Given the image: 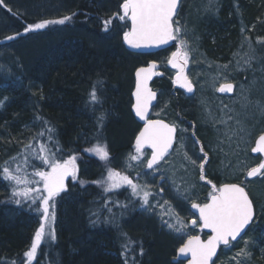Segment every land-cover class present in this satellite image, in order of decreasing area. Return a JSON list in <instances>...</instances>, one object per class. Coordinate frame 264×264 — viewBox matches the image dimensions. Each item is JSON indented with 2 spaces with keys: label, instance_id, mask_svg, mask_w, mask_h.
Listing matches in <instances>:
<instances>
[{
  "label": "trees",
  "instance_id": "trees-1",
  "mask_svg": "<svg viewBox=\"0 0 264 264\" xmlns=\"http://www.w3.org/2000/svg\"><path fill=\"white\" fill-rule=\"evenodd\" d=\"M17 1L25 3L27 0ZM62 1L68 3L66 8L69 10L66 14L42 18L16 12L10 7L17 3L15 0H3L0 4V49L11 48L10 53H6L9 55L7 63H13L14 71L9 80H0V100L4 101L3 106H0V151L13 147V144L28 134L32 136L26 144L32 143L38 148L40 143H46L51 147V142L46 136L38 140L32 139L43 126L42 121L36 119L39 116L48 121L50 127L55 128V139L59 141L62 149L57 151L55 147L52 148L56 156L60 158L63 155L77 154L79 161L83 162V167L91 174L81 181L85 185L83 189L79 188L77 191L70 185L71 202L63 201V204H60V200L57 201L56 212L60 215L56 242L46 245L45 250H41L32 264H124V257L120 254L121 243L116 240V236H120L121 232L127 233L131 240L141 242L143 255L137 254L138 264H178L168 263L172 247L159 253L161 249L158 247V241L161 242V238H157L155 233L151 236V228L146 227L149 233L146 235L141 231L140 224L136 229L131 226V221L140 217L139 214L136 216V210L132 211L139 204L138 197L131 198L128 195L129 189L125 190L126 197L122 200L118 197L122 195V190H116L112 194H105L104 189L103 193L98 190L95 186L98 183L93 180H101L103 171L97 170L94 165H100V161H97L98 156L94 153L85 151L93 147L98 140L102 144L108 142L110 151L114 154L124 151L135 129V123L131 122L133 119L128 113L133 67L137 64L143 65L157 55L127 52L120 45L118 38L107 39V35L101 34V25L97 23L101 24V12L98 11L100 0ZM234 4L242 26L249 28L257 20L254 29L261 32L257 33V36L264 38V0H223L216 16L200 18L198 15L193 22L195 37L200 38L201 49L211 60L225 61L229 49L239 39L240 28L234 12L236 10H233ZM192 8L194 7L188 8L191 15ZM73 13L75 15L72 20L63 25L53 24L30 33L23 31L27 24L60 19ZM62 27L67 33L58 37L55 31ZM17 32L21 35L15 40L5 39ZM251 35L253 37L254 32L251 31ZM32 37L34 39H31ZM49 39L55 41L47 46L42 44ZM34 44L38 52L30 56L32 49L28 48H32ZM25 50L29 53L24 52ZM97 80L103 81V109L110 113L105 126L100 130L102 135L99 136L95 115L88 112L84 101L85 94L89 95ZM155 82L163 84L160 85V90L172 105L174 112L182 113L188 118V111L192 108L189 104L185 107L182 92H172L173 88H169L168 84L160 79H156L152 84H155V88ZM91 119L94 123L89 122ZM186 120L192 121L191 118ZM24 145L13 147L11 157L24 151ZM34 163L39 166V161ZM28 171L31 172L32 168ZM2 188L4 192H0V205H3L0 207V264H13V261L16 264H21V261L28 264L23 254L29 250L31 238L41 222L38 221L37 227L34 225L33 208L30 209L28 201L23 198L20 204H16L17 198H11V188L0 176V191ZM112 197L116 198L119 206L113 202ZM106 202L108 209H105ZM7 206H12L13 210H17L16 213L12 210L10 214H5L3 209ZM262 213L264 214V209ZM40 215L42 213H34V216ZM98 217L99 222L93 224ZM122 218L129 224V228L126 227L128 230L121 224ZM113 238L115 244L112 243Z\"/></svg>",
  "mask_w": 264,
  "mask_h": 264
},
{
  "label": "rangeland",
  "instance_id": "rangeland-1",
  "mask_svg": "<svg viewBox=\"0 0 264 264\" xmlns=\"http://www.w3.org/2000/svg\"><path fill=\"white\" fill-rule=\"evenodd\" d=\"M15 1L17 3L10 5L11 8L15 9L16 12L20 14H28L34 18L55 17L60 14H66L67 10H69L66 8L68 3H64L62 0H30L31 3H28L29 0L25 3L17 0ZM222 1L223 0L180 1L178 11L179 15L177 19L182 25L186 26L185 39L188 41L191 48L186 74L189 76V79L192 81L195 89L194 93L190 97H186L182 93L183 98H181L185 107L189 104L193 112L192 110L188 111V118H185L182 113L174 112L172 105L168 102V100H166L164 94L160 90L162 89L160 88V85L163 84L156 83V81L155 83L157 87L155 88V84L152 87L153 90L157 92V100L152 109L151 118L163 119L169 124H175L177 126V138L178 140H183V147L181 148L178 144H174V149L177 150L167 158L168 163H162L160 173H156L154 176H138L137 173L143 170V165H137L130 169L125 167L129 153L134 152V138L140 128L134 120H131L132 123H135V129H133L124 151L114 154L110 151L108 142H106L104 144L107 145V150L109 151V161H102L98 157L97 161H100V165H94L97 170L100 169L103 171L102 177L107 176L106 169L107 167H111L116 171H120L122 174L129 175L134 182H138L142 185L145 183L152 185L151 190L153 192V196L150 197V202L154 207L151 210L146 211L141 207V201L138 197L139 204L131 210H136V216L139 214L140 217L135 218L134 221L132 220L130 224L132 227H135V229L138 228L137 225L140 224L141 231H143L146 235L149 234L147 231L148 228H151L153 232L150 235L152 236L153 233H155L157 234V238H161V242L158 241V247L161 249L159 253L167 251L171 247L173 248L171 255L167 259L168 263H176L173 261L175 251L187 239L188 235L204 236L199 231V226L193 227L191 225V220L196 217L190 212L189 207L191 202H206L207 194L211 191V184H209L208 181H211L217 186H220L223 183H241L245 186L246 191L249 192L250 197L254 200L256 211L254 222L246 231L243 238L236 243H233V246L231 247H223L215 259V264H237V261L234 260L233 257H236V254L245 247V241L249 242L247 248L251 252V257H239L238 259L241 264H264V214L262 213V210L264 209V177H246V171L251 167L256 166L259 162L257 158L250 154V149L253 146L255 138L261 133H264V43H257L258 38H263L257 36V33L261 32H256L254 29V27L257 26V20H255L249 28L242 26L240 15L237 14V7L236 4H234L233 10H236L234 12L238 18L240 28L239 39L237 43L232 45L229 49L228 57L225 58V61L209 59L201 49L202 46L200 38L195 37L193 22L195 21V17H199L198 15H200V18L216 16L220 10ZM122 3L123 0H100L98 11L101 12L99 15L101 16V24H99L100 22H97L98 25H101L100 33L107 35V39L118 38L121 46L123 32L127 31L128 28L123 26V21H119L118 19H115V17L122 14V8L120 7ZM190 6L194 7L191 10L192 15L189 14L188 11ZM109 18H113L114 26L111 27L109 31H105L103 21ZM1 23L2 22L0 21V26ZM196 23H198V21H196ZM63 29L64 28L62 27L56 30L55 34L57 33L58 37L65 35L67 31ZM251 31L254 32L253 37L251 35ZM246 36L249 37L248 40L245 39ZM31 39L34 38L32 37ZM53 41L55 40L49 39L44 41L42 44L47 46ZM176 43L177 42L175 41L174 44ZM35 46L36 45L34 44L32 48H28L32 49L31 53L27 52L28 50H25L24 52L29 53L30 56L31 54H36L38 50L37 47L34 48ZM10 49L11 48H5L3 50L0 49V80L2 81L9 80L14 75L13 63H7ZM175 50L176 49L174 47H170L169 49L156 54L157 56L154 57V61L159 63L160 69L164 73L160 80H164L168 84L169 88L172 87V76L174 71L167 68L166 62L168 57L171 55V52ZM6 53L8 54L6 55ZM249 57H253L250 67L244 64V61ZM237 61H239V65L237 64ZM147 62L143 63V65ZM138 66L140 65L137 64V66H134L132 72ZM16 70H18L17 66ZM222 83H233L234 91L231 95H221L218 91H216ZM131 90L132 89H130V91ZM174 90L175 89H171L172 92ZM88 96V94H85V102L88 100ZM130 106L131 99H129L128 103L129 114ZM87 110L89 113H93L90 108H87ZM93 114L96 115L98 112ZM106 115L108 119V117H110V113L106 112ZM229 116L233 117V119L228 120L227 117ZM189 118H191L192 121L186 120ZM221 120H227V123H219ZM237 120L241 122L239 125L236 124ZM92 121V119L89 120V122ZM182 121L184 123H182ZM181 129H186L187 131H181ZM238 129H242V131H239L237 135H233L231 140H229L226 133ZM90 131H92L91 128ZM31 136L32 134H28L27 137L25 136L22 139H19L18 142L12 146L14 148H18L23 144L28 143V141L31 140ZM197 140L199 143H196ZM201 144L204 145L210 161L205 166V180H200V170L198 167L201 162L200 157L203 156V153L200 152ZM13 147L10 146L9 148L7 147L0 151V163L11 157L13 154ZM145 152L147 155H150L149 150L145 149ZM185 153H187L190 160H196V164H192L189 159H185ZM72 155L77 157V178L75 180L70 178L68 182L69 188L67 187V191L61 195V197H57L56 203L58 200H60V204H63V201H70L72 199L70 185L74 189H77V191L83 189L85 185L82 184L81 181L84 178L87 179L88 175H91L88 174V169L83 167V162L81 163L79 161L78 155ZM68 157L69 156L66 155H63L60 158L56 156L57 159L61 160L67 159ZM132 163L133 165H136V162ZM45 170L47 169L45 168ZM161 174L165 175L168 179L161 181ZM173 180L176 182L175 185L173 184ZM93 181L94 183L96 182L95 179ZM95 186L99 191L103 189L99 184H96ZM29 187H33V185H29ZM9 188L11 187L9 186ZM161 188L164 189L162 192L160 191ZM2 189L0 192H4V188ZM177 189H179V191H177ZM118 190H122V195H118L119 199L122 200L126 197L124 195L125 188ZM113 192H116V190L112 192H105V194H112ZM130 192L131 190L129 189L128 195H130ZM185 196H187L188 199H185ZM130 197L136 198L131 195ZM17 199H21V201H23L22 197H17ZM112 199L113 202L119 206V202L116 198L112 197ZM165 201L168 202V205L164 204ZM28 203L29 208H33V222L37 227L38 221L42 222V215L34 216V213L41 214L42 210L38 212L37 204H32L31 201H28ZM104 205L105 209L109 208L108 202ZM162 205L164 207H161ZM0 207H3V205H0ZM165 209H168L166 214ZM12 210V206H7L3 209L5 214H10ZM16 211L13 210L14 214ZM56 211L57 208L55 209L56 220L53 227L55 229L57 239L60 214ZM177 214L187 225L183 229L182 233L175 232L169 229L166 225L162 224L161 217L165 221L174 222V220H170V217ZM121 224L126 230H128L126 227L129 228V224L123 218L121 219ZM107 225L108 223H106V226ZM146 227L148 228L146 229ZM34 235L35 233L31 238V242L34 239ZM56 239L54 241L50 240L46 235L40 245V248L38 249L37 255L40 254L41 250H45L46 245L50 243L54 244ZM116 240L122 245V237L117 235ZM114 241L115 239L113 238V244H115ZM134 242H136L134 244V247L136 248L134 256L136 264H138L136 258L142 244L139 240ZM152 248H154L153 245ZM121 252L122 247L120 246V254Z\"/></svg>",
  "mask_w": 264,
  "mask_h": 264
},
{
  "label": "snow or ice",
  "instance_id": "snow-or-ice-1",
  "mask_svg": "<svg viewBox=\"0 0 264 264\" xmlns=\"http://www.w3.org/2000/svg\"><path fill=\"white\" fill-rule=\"evenodd\" d=\"M2 3L3 0H0V4ZM179 4L180 0H123L120 6L122 14L115 17V19L123 21V26L128 28L127 31L123 32L122 38L124 43L131 48H159L176 41L177 43L172 45L176 50L172 51L167 59V64L177 70L173 83L178 85L179 88L185 89L188 93H194V85L185 71L189 64L191 48L185 39L186 26L182 25L177 19ZM74 15L75 13L63 16L60 19L42 20L27 24L23 31L24 33H30L45 29L53 24L63 25L71 21ZM129 22L130 27L128 26ZM103 26L105 31H109L114 26L113 18L103 21ZM20 35L21 33L17 32L5 39L15 40ZM245 39L248 40L249 37L246 36ZM257 43H264V38H258ZM252 59L253 57H249L244 61V64L250 67ZM237 64L239 65V61H237ZM157 67V63L153 61L147 67L138 68L135 73L136 87L133 93L135 103L132 108L135 116L143 121V127L135 136L134 152L129 153L125 167L130 169L137 165H143V170L137 173L138 176H154L156 173H160L162 163H168L167 158L177 150L174 149V144L183 147V140L177 138V126L175 124L149 117L150 109L154 107L153 101L157 100V93L149 87V81L153 76L160 75L156 71ZM102 91L103 81L97 80L94 82L86 101L87 108H90L93 113L98 112L94 117L98 127V136L102 135L100 130L105 126L107 119L106 112L103 109L104 97ZM216 91L232 93L234 85L233 83H222ZM3 103L4 101L0 100V106H3ZM36 119L41 120L43 126L32 139L38 140L46 136L47 140L51 142V147L46 143H40L38 148L37 145L32 143L25 144L24 151L10 157L4 161L3 165H0V176L11 187V198L22 197L24 200L31 201L32 204H37L38 212L42 210V222L35 232L30 249L23 254L27 258L28 264H32L36 259L38 249L46 235L50 240L54 241L56 239L53 225L56 220L57 197L67 191L65 182L68 177L73 180L77 178V157L71 155L67 159H57L52 148L55 147L57 151H62V149L59 141L55 139V128L50 127L49 122L43 120L42 117L37 116ZM227 119L231 120L233 117L229 116ZM219 123L226 124L227 120H221ZM240 123L239 120L236 121L237 125ZM181 131L187 130L181 129ZM239 131H242V129L232 130L226 135L231 140L232 136L237 135ZM196 143H199V141L197 140ZM146 148L151 150L150 155L146 154ZM85 151L95 153L102 161H109L107 145L102 144L99 140L93 147L85 149ZM251 151L264 153V134L259 135L255 147ZM200 152L203 153V156L200 157L201 162L198 165L200 180H205V166L210 161L202 144ZM185 159L190 160L187 153H185ZM34 161H39V166ZM132 162H136V165H133ZM190 162L196 164V160H190ZM29 168H32L31 172L28 171ZM106 171L107 176L95 182L105 192H112L121 188L130 189L132 197L140 198L142 208L149 211L154 207L150 202V197L153 196L152 185L147 183L142 185L134 182L129 175L122 174L111 167H107ZM246 176L264 177V161L248 169ZM166 179L168 178L165 175H160L161 181ZM175 183V180H173L174 185ZM208 183L211 184V191L207 194L206 202H191V208L198 212V216L191 220V225L193 227L199 226L201 231L209 230L208 237L203 240L199 235H188L186 241L178 249L182 256L190 255L189 264H215L213 258L217 257L218 248L221 245L231 247L233 246L232 242L237 241L238 238L242 239V233L250 228L256 216L254 200L241 183H223L220 186L213 184L211 181H208ZM29 185H33V187H29ZM163 190V188L160 189L161 192ZM184 198L188 199L187 196ZM15 203L20 204L21 199H15ZM164 204L168 205V202L165 201ZM167 210L165 209V214ZM161 220L163 225L178 233H182L187 226L178 214L170 217V220H174V222L165 221L162 217ZM98 222L99 217L92 223ZM120 236L123 237L121 255L124 257V264H136L134 256L136 252L134 244L136 242L132 241L125 232H121ZM248 243V241H245V247L236 254V257H233L237 264H241L239 257H251V252L247 248ZM139 254L143 255L142 245ZM13 264H16V262L13 261ZM21 264H23V261H21Z\"/></svg>",
  "mask_w": 264,
  "mask_h": 264
},
{
  "label": "water",
  "instance_id": "water-1",
  "mask_svg": "<svg viewBox=\"0 0 264 264\" xmlns=\"http://www.w3.org/2000/svg\"><path fill=\"white\" fill-rule=\"evenodd\" d=\"M178 9H179V8H178ZM129 27H130V22H129ZM173 43H174V41H173V42H170L169 45H163V46H161V47H159V48H157V47H152V48H140V49H135V48H131V47H129L126 43H124V41H122L123 48H124L126 51H128V52H133V53H136V54H144V55L153 54V53H157V52H159V51L167 50L168 48H170V47L173 45ZM150 62H153V61H150ZM150 62H148V64H149ZM148 64H146V65H144V66H140V67H147ZM157 65H158V67H157L156 71H157L158 73H160V75H157V76H153V77H152V79L149 81V87H151V83H152V81H153L155 78H157V77H158V78L162 77V73H161V71H159V64L157 63ZM140 67H137V68L133 71V73H132V77H133V89H132L131 94H130V98H131L130 114H131L133 120L135 121V123L138 124V125L140 126L139 130L143 127V121H140L139 118L135 116V113H134V110H133V108H132V105L135 103V97H134V95H133V93L135 92V87H136V75H135V73H136V70H137L138 68H140ZM167 67H168L169 69L175 71L174 74H173V77H172V79H174L177 70H176V69H173V68H172L170 65H168V64H167ZM185 71H186V70H185ZM186 73H187V72H186ZM172 86H173V88H175V89L181 90V91L184 93V95H185L186 97H190V96L193 94V93H188L185 89L179 88V86L176 85V84H174L173 81H172ZM218 93H219V94H222V95H231V94H232V93H220V92H218ZM155 104H156V100L153 101V105H155ZM152 108H153V107H152ZM152 108L150 109L149 117H150V115H151ZM165 122H166V121H165ZM166 123H167V122H166ZM139 130H138V132H139ZM138 132H137V134H138ZM137 134H136V135H137ZM263 134H264V133H263ZM136 135H135V136H136ZM260 135H261V134H260ZM258 137H259V136H258ZM258 137L255 139L253 147H255V142L258 140ZM134 143H135V138H134ZM253 147H252V148H253ZM146 149H147V148H146ZM148 150L151 151L150 149H148ZM251 154L254 155V156H256V155L261 156L262 161H264V153H254V152L251 151ZM70 178H71V177H68L67 180H66V182H65V183H66V187H67V185H68V182H69ZM248 178H252V177H248ZM189 210H190V212H191L193 215H195V217L198 216V212H197L195 209H192V208H191V205H190V207H189ZM247 230H248V229H246V231H247ZM199 231L202 232V233H204V234L206 235L205 238H202V237H201V239L206 240L207 237H208V234H209V230L205 229V230L201 231L200 228H199ZM245 233H246V232H245ZM245 233H242V237L244 236ZM240 239H241V238H238L237 241H239ZM185 241H186V240H185ZM237 241H234V242H232V243H235V242H237ZM180 246H181V245H180ZM180 246H179V247H180ZM179 247L176 249L174 260H175V261H181L182 264H189V260L191 259L190 255H189V256H182V255L178 252ZM222 247H225V246L221 245V246L218 248V250H217V256H218L219 250H220ZM216 258H217V257H214L213 259L215 260Z\"/></svg>",
  "mask_w": 264,
  "mask_h": 264
},
{
  "label": "flooded vegetation",
  "instance_id": "flooded-vegetation-1",
  "mask_svg": "<svg viewBox=\"0 0 264 264\" xmlns=\"http://www.w3.org/2000/svg\"><path fill=\"white\" fill-rule=\"evenodd\" d=\"M250 154H251V153H250ZM251 155H252V154H251ZM254 157L258 159V161H259L258 164L262 161V158H261L259 155L254 156ZM258 164H257V165H258ZM257 165H256V166H257ZM254 167H255V166H254ZM64 193H65V192H64ZM64 193H62V194H64Z\"/></svg>",
  "mask_w": 264,
  "mask_h": 264
}]
</instances>
